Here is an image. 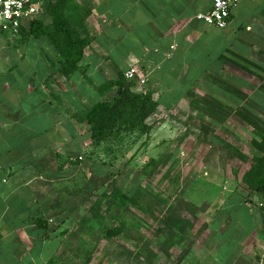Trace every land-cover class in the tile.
Here are the masks:
<instances>
[{
	"label": "crops",
	"instance_id": "crops-1",
	"mask_svg": "<svg viewBox=\"0 0 264 264\" xmlns=\"http://www.w3.org/2000/svg\"><path fill=\"white\" fill-rule=\"evenodd\" d=\"M35 1L42 12L18 33L0 30V264H64L60 193L106 162L85 112L113 102L119 89L99 88L130 68L147 77L145 85L129 82L158 103L153 115L182 114L195 103L196 114L243 116L226 130L264 136V0H239L224 29L196 19L215 0ZM57 2L88 41L76 71H62L50 39L30 35L35 19L53 24L48 6ZM156 139L144 141L154 147ZM253 199L215 215L209 227L218 241L208 264L255 260L264 205L252 206Z\"/></svg>",
	"mask_w": 264,
	"mask_h": 264
},
{
	"label": "rangeland",
	"instance_id": "rangeland-1",
	"mask_svg": "<svg viewBox=\"0 0 264 264\" xmlns=\"http://www.w3.org/2000/svg\"><path fill=\"white\" fill-rule=\"evenodd\" d=\"M196 107L191 104L182 114H152L153 130L140 136L138 144L136 134L102 144L106 166L91 165V178L76 177L68 192L62 190L66 207L59 214L67 224L61 248L64 264L210 262L218 241L211 233V221L230 202H250L243 180L258 155L251 141L259 133L226 130L237 125L232 120L243 123V116L196 114ZM217 121L219 128H213ZM147 137L157 138L156 146L145 142ZM113 183L131 197L132 204L122 207L105 197ZM262 199H253L252 206L260 209L257 204ZM97 204L104 226L90 211ZM122 225L120 235L106 236L107 227ZM257 232L260 238L254 245L252 264H264V219ZM246 258L237 264H249Z\"/></svg>",
	"mask_w": 264,
	"mask_h": 264
},
{
	"label": "trees",
	"instance_id": "trees-1",
	"mask_svg": "<svg viewBox=\"0 0 264 264\" xmlns=\"http://www.w3.org/2000/svg\"><path fill=\"white\" fill-rule=\"evenodd\" d=\"M48 7L53 24L45 26L40 20L35 19L32 22L30 35L35 38L47 37L50 39L63 59L62 71L64 73L68 70L76 71L88 41L81 40L80 35L71 27L69 21L61 13L59 2L49 3ZM131 85V82L124 76H121L117 81L103 84L99 88L101 93L106 94L116 87L119 89L118 97L113 102L97 103L85 112V119L92 127L93 143L97 147H100L102 143L106 144L114 140L123 141L126 135L136 134L140 137L151 132L152 126L147 125L146 121L156 111L158 103L153 101L149 93L133 92ZM252 145L258 155L253 157L250 170L243 180L244 191L250 202L255 195L264 198V136L258 134L257 139L252 141ZM78 163L75 164L76 167H78ZM105 166V162H102L97 168L101 169ZM103 173L104 171L101 170V174ZM88 185L89 188H92L90 182ZM112 187L111 192L105 194V197L112 199L122 207L133 203L131 197L115 183L112 184ZM90 211L99 225H103L105 218L101 215L100 206L97 204ZM84 221L87 222V220ZM123 230L124 225L118 229L107 227L106 236L108 238L116 237ZM64 233L65 231L62 232V234Z\"/></svg>",
	"mask_w": 264,
	"mask_h": 264
},
{
	"label": "built area",
	"instance_id": "built-area-1",
	"mask_svg": "<svg viewBox=\"0 0 264 264\" xmlns=\"http://www.w3.org/2000/svg\"><path fill=\"white\" fill-rule=\"evenodd\" d=\"M239 0H215L210 12L199 14L196 19L220 29L229 25L231 10ZM42 12L41 4L35 0H0V30L18 33L22 24L37 17ZM125 79L145 85L147 77L139 68L133 67L124 73ZM81 160V158H80ZM264 204H260L263 207Z\"/></svg>",
	"mask_w": 264,
	"mask_h": 264
}]
</instances>
